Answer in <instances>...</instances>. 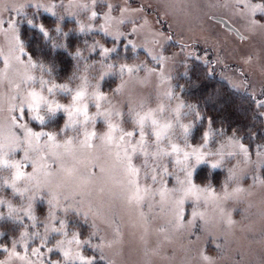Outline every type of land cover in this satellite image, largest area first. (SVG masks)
Wrapping results in <instances>:
<instances>
[{
	"label": "rangeland",
	"instance_id": "obj_1",
	"mask_svg": "<svg viewBox=\"0 0 264 264\" xmlns=\"http://www.w3.org/2000/svg\"><path fill=\"white\" fill-rule=\"evenodd\" d=\"M251 2L259 3L261 0ZM109 5L112 6L110 12ZM52 6L55 15L45 10ZM93 9L105 14L106 18L103 21L99 16L94 21L90 19ZM242 12L236 0H0V21L4 22L0 26V133L8 132L12 115H17L19 119L15 109L28 101L30 90L37 91L54 103L69 105L72 90L84 88L86 95L79 104L87 102L90 117L97 112V85L106 97L101 101L105 118L96 115L94 125L89 119L64 127L63 132L60 131L66 119L63 111L49 112L42 105L40 114L44 118L43 124L32 120L25 111L21 123L34 129L53 131L61 141L72 138V154L63 156L62 162L66 169L73 171L71 175L67 171L56 172L49 178L51 186L60 195L64 210L57 207L56 219H51L45 199L49 192L41 189L40 195L32 201L36 217L33 226L23 209L34 188L20 181L17 187L26 191L23 197L14 193L4 183L11 180L12 169L0 166V200L14 207L9 212L5 204L0 203V244L10 246L12 241H16L17 250H20V240L26 239L29 249L26 260L13 258L6 260V264H29V261L31 264H51L52 260L59 264H79L73 259L77 251H82L86 257H95L92 264H206L201 259V252L211 258L212 264H264V156L257 155L256 148L264 146V140L250 146L242 137L229 136L247 145L251 153L247 159L238 145L229 144V137L222 142L209 141V147L204 151L213 154L205 162L195 163L189 158L187 165L191 167L195 164L194 178L199 167L203 164L209 166L207 160L219 158L216 153L220 148L224 153L220 166L209 167L213 171L223 169L224 177L219 182H214L212 178L207 181L194 178L197 185L213 188L218 199L207 203L203 199L186 200V219L182 226H177L174 215V201L179 192L171 193L166 204H161L156 196L146 198L139 206L129 199L132 186L128 183L127 158L124 156L125 152L131 155L135 150V165L140 169L142 184H151L155 189L167 180L170 188L180 186L176 178L184 179V164L175 163L176 154L166 155L170 145L175 143L191 151L187 147L188 140L194 145L202 143V139L197 142L191 135L186 137L184 134L182 125L189 122L184 114H189V110L185 111L183 107L179 116L176 112L177 104L182 101L174 89V72L177 66L191 59L201 61L209 75H218L229 87L253 102L264 100V28H250ZM41 14L55 18L57 27L62 26L61 22L68 21L72 31L87 37L84 49L81 48L78 54H83L82 68L71 80L54 82L66 84L69 90L54 88L50 93L47 85L42 84V74L35 67L21 64L16 59L19 46L15 43V30L19 34L23 24L37 26L40 22L34 23L33 17ZM213 16L226 18L236 27L239 35L215 21ZM13 19L15 30L7 27ZM102 23L104 30H101ZM89 24L94 27L89 29ZM80 25L84 26L83 30ZM117 36L119 39H116ZM128 40L132 43L128 44ZM101 46L115 50L101 56ZM20 55L27 61L26 56ZM127 55L132 58L125 59ZM161 55L164 57L162 65L151 58ZM109 64L111 70L106 71ZM122 64L136 65L140 70L122 73ZM105 72L101 79V74ZM27 75H31L32 79L26 80ZM115 77L117 80L114 82L112 78ZM117 87L119 92H114ZM183 105L186 104L183 102ZM253 107L258 110L264 133V108H257L255 103ZM149 113L158 123L152 125L150 119L145 120L142 143L138 136H125L123 142L112 144L100 139L107 131L105 119L117 125L115 135L118 139L129 130H140L136 123L139 115L147 116ZM75 118L77 121L83 119L79 113L75 114ZM165 124H170V127L166 129V135L157 140L153 132ZM93 126L97 133L94 147H80L78 141L84 130ZM14 130L23 136L21 129ZM58 151L63 153V149ZM259 151H264V148ZM230 152L235 154L229 155ZM179 155L182 156V153ZM13 156L19 158L20 150L9 152L8 158ZM89 161L99 167L95 175L85 180L82 177L89 174ZM52 168L56 169L55 160L52 161ZM27 170L31 171L30 165ZM229 170L233 173L230 179ZM152 175L157 177L155 181L150 179ZM257 176L262 182H254ZM225 185L229 193L237 187L241 191L225 197ZM68 193L74 195L65 199ZM193 207L205 213L206 222L199 217L192 224L187 222ZM221 209L224 214L232 213L233 225L224 224ZM61 220L67 235L52 230V225L58 229L61 227ZM24 230L28 233L26 238L20 235ZM74 232H79L81 239L86 238L89 243L77 245L70 239ZM41 241L52 250L46 252L41 248L43 256L39 253L32 256L31 249ZM58 241H61L60 248L69 251L67 260L56 247ZM5 258L6 254L0 251V260Z\"/></svg>",
	"mask_w": 264,
	"mask_h": 264
},
{
	"label": "snow or ice",
	"instance_id": "obj_2",
	"mask_svg": "<svg viewBox=\"0 0 264 264\" xmlns=\"http://www.w3.org/2000/svg\"><path fill=\"white\" fill-rule=\"evenodd\" d=\"M236 3L241 6L243 9L242 15L246 16V23L250 28H264V0H261L259 3H252L251 0H236ZM43 7V5H42ZM111 5H109L108 12L111 11ZM45 10L52 15H55L54 6L46 7ZM71 15V13L69 12ZM100 17L103 21L106 17L103 13H97L94 9L90 13V19L93 21ZM29 24L32 23L31 20L28 21ZM79 23V21H78ZM123 23V21H121ZM4 22L0 21V26H3ZM8 28L15 30V22L14 19L9 21L7 24ZM37 27L43 32L44 36H48V31L45 29L44 25L38 24ZM94 27L93 24H89L88 28L92 29ZM84 26L80 25V29L83 30ZM57 30L59 28L57 27ZM101 30H104L103 23L101 24ZM15 43L19 46V52L16 55V59L21 64H27L30 67H35V62L32 60L31 56L27 53V50L23 47L22 42L20 41L18 30H15ZM116 39H119L117 36ZM128 44H131L132 41L128 40ZM135 47V45L133 46ZM115 49H109L106 47L101 46L100 55L106 56L110 51H114ZM95 51V49H93ZM20 54L27 57V61H25ZM77 54H79L77 52ZM154 61L161 63L164 60V57L161 55L159 57L153 56L151 57ZM5 67H7V60H4ZM139 71L140 67L136 65H127L122 64L120 65L121 72H128L131 73L133 70ZM111 70V65L106 66V71ZM101 74V79H103V75ZM32 79L31 75L26 76V80ZM46 81H42V84H46ZM54 88H60L62 90H69L66 84H55L48 86V91L51 93L53 92ZM119 87L114 89V92H119ZM86 95V91L84 88H80L77 90H72L71 96V104L65 105L59 102H52L47 100L44 96L40 95L35 90L29 91V99L26 103H21V105L15 109V112L18 113L19 119H17V115H12L11 117V125L9 130L6 134L0 133V166L10 167L12 169L11 180H5L4 183L7 184L14 193H18L23 197L24 191L26 189H21L17 187V184L20 181H25L27 184H30L34 188V192L28 198V204L23 209L24 214L28 216L29 220L33 222V226H35V214H34V206L32 201L38 195H40V190L44 189L49 192L48 197H46V203L49 205V216L51 219H56L55 210L57 207H60L61 210H64L63 205L60 203V195L54 188L51 186L50 177L54 176L56 172L60 171H67L70 175L72 174L73 169L68 168L66 169L64 163L62 162V157L65 155H71L72 150L74 148L73 140L71 137L65 138L63 141L57 139V134L53 131L46 130L45 128L34 129L33 127L28 126L26 123H21L25 116V111L27 110L30 118L35 120L39 124H43V116L40 114V108L42 105L46 106L49 112H55L57 110L63 111L65 113V124L61 128V132H63L64 127H71L73 124L80 122H86L89 119H92L93 125L95 124V116L99 115L101 118H105L106 113L101 111V101H103L106 97L105 94L99 91V85H97V92L95 93V100H96V109L97 112L93 114L91 117L88 113V105L87 102H84L82 105L79 104L81 100L84 99ZM14 99V97H13ZM257 108H264V100H257L254 101ZM184 105L183 102H180L176 106L177 116H179V112L183 109ZM194 107V106H193ZM79 113V115L83 118L81 121H77L75 118V114ZM119 115V113H117ZM197 120L200 119V113H196ZM150 119L152 125H156L158 122L155 118L151 117V114L139 115L138 120L136 123L139 125V129L129 130L126 133H122L119 138L117 139L115 133L117 132L118 128L117 125L111 122L109 119H105V123L107 126V131L105 134L100 138L104 143L112 144L114 142H123L125 136L128 137H136L138 136L142 138L145 136V133L142 131L145 120ZM208 126L202 134V143L199 145H194L190 140L187 141L188 149L191 151L185 150L181 146L172 143L170 145V150L167 154H176L175 155V163L176 164H184V179H177L179 187H168V181L163 180L158 188L153 189L151 184H142L141 183V174L140 169L138 166L135 165V150L131 155L127 152L124 153V156L127 158V171H128V183L132 186V192L129 197L130 200H134L137 206L141 205L144 200L150 196L159 197L161 204H166L168 199L173 192H179L180 195L175 199V221L177 226H182L186 219V211H185V201L192 200V201H200L203 199L206 203L207 202H216L218 197L215 190L211 187L200 186L195 183L193 178L194 167L193 164L191 167L187 165V161L189 158L195 161V163L205 162L206 158L213 153L204 151L205 148L209 147L210 137L212 135V128H211V119H208L207 122ZM170 127V124L161 125L159 130H155L153 132L154 137L157 140L163 138L166 135V129ZM19 128L23 132V136L19 135L14 129ZM183 131L185 136L187 137L190 131L189 125H182ZM44 138V139H42ZM97 138V133L95 131L94 126L91 129H85L80 140L78 141L80 147L84 148H92L94 147V141ZM21 140L23 141V147L21 146ZM229 144L238 145L242 155L245 159L249 158L251 153L248 151L247 145L243 144L242 141L233 140L232 137L228 138ZM223 146H221L222 148ZM47 148L48 150L45 151L44 149ZM257 148V155L264 156V151H259V149L264 148V146H256ZM17 149L20 150L19 158L13 156L12 159L8 158L9 152L15 153ZM58 149H63V153L58 151ZM31 153V154H30ZM182 153V156L179 155ZM229 155H234L235 153H228ZM119 155V154H118ZM216 155L219 157L216 160H207V163L210 167H219L221 164V160L223 159L224 153L221 151L220 148L217 149ZM49 157H52L50 160ZM56 161V169L53 170L52 168V161ZM29 165L31 166V171H28ZM99 166L96 165L94 162L89 161L88 165V175L82 177V179H90L92 175H95L96 169ZM101 172H103L102 168H99ZM165 174H167V169L165 167ZM233 175L232 171L229 170V179ZM152 181H155L157 177L152 175L150 178ZM254 182H262L260 177L257 176ZM241 189L239 187L234 188L231 193L227 191V185H225V197L234 195L235 193L240 192ZM74 195V193H68L65 195V199L69 198V196ZM0 203H4L5 207L12 212L14 207L11 203H6L0 200ZM79 211V210H78ZM221 213L223 215V222L227 226L233 225L235 222L232 219V213L229 211L228 213L224 214L223 209H221ZM87 214V213H85ZM143 215V214H142ZM191 218L187 220L189 224H192L194 220L199 217L200 220L205 221V213L203 211L198 210V208L193 207L190 213ZM53 231H62L64 232V221L61 220V227L58 229L55 225H52ZM21 237L26 238L28 237V233L26 230L21 232ZM64 235H67L64 232ZM71 240H74L77 245L83 243H89V241L85 239H81L79 232H74L72 234ZM20 250H17V242L12 241L11 245L0 244V251L6 254L5 260H0V264H6V260H11L13 258L17 260L24 261L28 257L29 249L27 247L26 239L20 240ZM61 241L57 242L56 247L60 251L61 255L67 260L69 258V251L65 250L64 248H60L59 244ZM95 247L96 245H92ZM44 248L46 252H50L52 249L48 247L43 241L39 245L34 246L31 249L32 256H36L38 253L43 256V253L40 252V249ZM201 259L206 262V264H212L211 258L204 254L203 252L200 253ZM79 261V264H92L95 257H86L83 255L82 251H77L76 256L73 258ZM101 259H103L101 257ZM29 264L31 262L29 261ZM51 264H59L58 261L52 260Z\"/></svg>",
	"mask_w": 264,
	"mask_h": 264
},
{
	"label": "trees",
	"instance_id": "obj_3",
	"mask_svg": "<svg viewBox=\"0 0 264 264\" xmlns=\"http://www.w3.org/2000/svg\"><path fill=\"white\" fill-rule=\"evenodd\" d=\"M33 20L44 25L48 36L45 37L37 26L28 27L26 24L19 28V36L35 62L36 71L42 74L47 87L55 80H71L76 71L82 68L83 54L78 55L77 52L86 44L87 37L72 31L68 21L61 22L62 26L57 30L55 18L41 14L33 17ZM131 58L125 56V59ZM112 79L114 82L117 80L116 77ZM173 81L180 100L186 104L185 111L189 110V114H184L189 120L188 136L191 135L197 142L202 139L209 118L212 128L210 140L213 142H222L232 135L242 137L250 146L264 140L260 115L253 107V100L233 90L218 75H209L201 61L191 59L177 66ZM197 112L200 113L199 120L196 118ZM223 177V169L213 171L207 164L199 167L194 174V178L203 181L212 178L214 182H219Z\"/></svg>",
	"mask_w": 264,
	"mask_h": 264
},
{
	"label": "water",
	"instance_id": "obj_4",
	"mask_svg": "<svg viewBox=\"0 0 264 264\" xmlns=\"http://www.w3.org/2000/svg\"><path fill=\"white\" fill-rule=\"evenodd\" d=\"M215 21H218L222 24V26H224L227 29L232 30L233 32H235L236 34L239 35L238 30L236 29L235 26H233L226 18L222 17V16H213L212 17Z\"/></svg>",
	"mask_w": 264,
	"mask_h": 264
}]
</instances>
